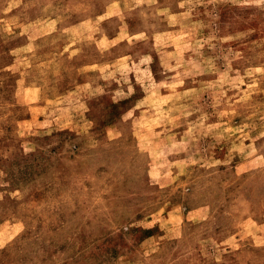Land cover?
<instances>
[{
	"label": "rangeland",
	"instance_id": "obj_1",
	"mask_svg": "<svg viewBox=\"0 0 264 264\" xmlns=\"http://www.w3.org/2000/svg\"><path fill=\"white\" fill-rule=\"evenodd\" d=\"M0 264H264V0H0Z\"/></svg>",
	"mask_w": 264,
	"mask_h": 264
}]
</instances>
